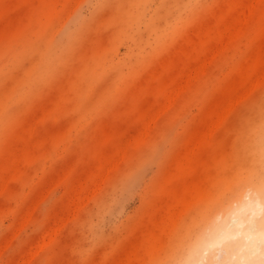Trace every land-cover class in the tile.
I'll use <instances>...</instances> for the list:
<instances>
[{
	"label": "rangeland",
	"instance_id": "374dc122",
	"mask_svg": "<svg viewBox=\"0 0 264 264\" xmlns=\"http://www.w3.org/2000/svg\"><path fill=\"white\" fill-rule=\"evenodd\" d=\"M244 1L0 0V264L188 255L264 129V0Z\"/></svg>",
	"mask_w": 264,
	"mask_h": 264
},
{
	"label": "bare ground",
	"instance_id": "6f19581e",
	"mask_svg": "<svg viewBox=\"0 0 264 264\" xmlns=\"http://www.w3.org/2000/svg\"><path fill=\"white\" fill-rule=\"evenodd\" d=\"M250 1L251 0H246L244 1L245 3L248 2L247 5H249L248 10L250 12ZM258 1V0H257ZM257 1L255 3H257ZM253 2V1H251ZM244 3V4H245ZM253 5V3L251 4ZM256 5V4H254ZM239 6V5H238ZM237 6V7H238ZM233 8V7H232ZM240 10L241 8L238 7ZM253 8V6H252ZM245 9V8H242ZM239 10V11H240ZM243 13L245 14V11L247 12V9L244 11L242 10ZM248 12V13H249ZM245 14L243 16L240 15L241 19L244 21L243 18H245V16L248 15ZM243 16V17H242ZM239 17V16H238ZM232 19V18H231ZM230 20V19H229ZM228 20V21H229ZM236 20V19H235ZM233 20V21H235ZM246 20V19H245ZM228 21H226L224 24L228 25V27L231 25L230 21L233 22L232 20L229 21V23H227ZM237 21V20H236ZM236 23V22H235ZM238 24V23H237ZM235 25V24H234ZM245 25V23H244ZM223 26V25H222ZM225 27V26H224ZM222 29V27L220 28ZM225 31L227 32V26L225 27ZM231 29V27H230ZM238 29V26H237ZM236 29V30H237ZM203 33V32H202ZM223 33V32H222ZM226 34V33H225ZM236 34V32H235ZM229 35V34H228ZM225 37V35H224ZM232 37V36H231ZM204 39V38H202ZM197 40V39H196ZM227 40H229L228 38L226 40H224L225 44L224 46L227 45ZM227 41V42H226ZM223 42V41H222ZM194 43V42H193ZM223 46V49H224ZM222 47V46H221ZM220 49V47L218 48V50ZM222 50V49H221ZM220 51V50H219ZM264 51V50H263ZM263 54V63H264V52ZM210 59V58H209ZM249 61V60H248ZM207 63V62H206ZM205 63V65H206ZM200 65V64H199ZM198 65V66H199ZM250 65V64H249ZM243 66V65H242ZM246 66V65H245ZM251 66V65H250ZM194 67V66H193ZM192 67V68H193ZM248 67V66H247ZM195 68V67H194ZM203 68V67H202ZM206 68V67H205ZM196 69V68H195ZM193 69V70H195ZM262 70V69H261ZM264 70V69H263ZM262 70V72H264ZM193 72V71H192ZM199 72V71H197ZM204 72V71H203ZM245 72V71H244ZM189 73V71H188ZM196 74V73H195ZM261 74V73H260ZM264 74V73H263ZM263 74H261L263 76ZM194 75V74H193ZM197 75V74H196ZM187 76V75H185ZM261 76V77H262ZM188 77V76H187ZM191 77V76H189ZM263 78V77H262ZM190 79V78H189ZM255 79V78H254ZM253 79V80H254ZM188 80V79H186ZM181 81L184 82V80L181 79ZM259 81V78L258 80ZM255 81V82H256ZM254 82V81H253ZM251 82V83H253ZM257 83V84H258ZM178 84V83H177ZM180 84V82H179ZM185 85V84H184ZM183 85V87H184ZM251 88H253L251 85L249 84ZM187 86V83H186ZM254 86V84H253ZM178 87V86H177ZM256 85L254 86L255 89ZM185 88V87H184ZM183 88V89H184ZM250 88V89H251ZM173 91H175V94H178L179 90L182 89V84H181V89L180 88H176L178 89V91L176 92V89L173 87L172 88ZM172 89H170L172 91ZM175 89V90H174ZM248 89V90H250ZM169 90V91H170ZM242 91V90H241ZM246 91V90H245ZM251 91V90H250ZM244 92V91H243ZM170 95H174L171 94L169 92ZM251 94V93H250ZM245 95V92L244 94ZM164 96V95H163ZM174 96H178V95H174ZM241 96V95H238ZM246 96H247V92H246ZM250 96V95H249ZM245 98V96L239 97V98ZM174 98V97H173ZM177 98V97H176ZM236 98H238L236 96ZM238 98V99H239ZM243 98V99H244ZM233 99V98H232ZM235 99V97H234ZM233 99V100H234ZM240 99V100H241ZM165 100V99H164ZM163 100V101H164ZM172 98H170L169 100H166V102H164L165 104L161 105V107L163 106L164 109L167 108L168 106L172 105ZM230 100L229 102L233 101ZM168 101H170L171 104L167 105L166 103H168ZM174 101V100H173ZM233 102H235L234 104H237L239 101L234 100ZM257 102V101H256ZM174 103V102H173ZM233 104V105H234ZM166 107H165V106ZM225 105H230V104H225ZM231 106V105H230ZM229 106V107H230ZM235 106V105H234ZM161 107L159 109H161ZM162 107V108H163ZM224 107V106H223ZM232 107V106H231ZM230 107V108H231ZM263 107V106H262ZM220 108V107H219ZM226 108V106H225ZM224 108V110H225ZM233 108V107H232ZM235 108V107H234ZM233 108V109H234ZM163 109V110H164ZM218 109V108H217ZM157 110V109H156ZM162 109L160 111H163ZM222 109V112L220 111V114L222 113V117L226 114H224V111ZM232 110V109H230ZM230 110H225L229 111L228 113H230ZM155 111V110H154ZM159 111V112H160ZM166 111V109L164 110ZM163 111V113H164ZM152 113V112H151ZM150 113V114H151ZM160 114V113H159ZM224 114V115H223ZM153 115V114H152ZM157 115V113H156ZM154 116V115H153ZM150 119V115L148 116ZM152 117V116H151ZM157 117L151 118V124L157 121ZM215 118H218L217 116ZM221 118V117H220ZM156 121H155V120ZM147 120V119H146ZM216 120V119H215ZM214 120V122H215ZM220 121L222 122V118L220 119ZM217 122V121H216ZM146 123V122H145ZM148 123V122H147ZM213 124V123H212ZM220 124V122H219ZM37 125V124H35ZM148 125V124H147ZM214 125V124H213ZM213 125H211V127H213ZM146 126V124H145ZM149 126V125H148ZM215 126H218L215 124ZM150 127V126H149ZM147 127V128H149ZM146 128V129H147ZM214 128V127H213ZM145 129V128H144ZM145 129V130H146ZM210 129V128H209ZM212 129H210L211 131ZM215 131V128L214 130ZM34 132H35V127H34ZM146 133V131H144ZM143 133V132H142ZM213 133V132H212ZM251 132H247V134H250ZM214 134V133H213ZM257 134V135H256ZM211 135V133H210ZM253 135L259 137L258 139H254L251 141V145L249 148V152H248V159H247V163L243 166H239L237 168H240L236 173L235 177H229L227 180H225L223 183H219L217 184L218 188H215L212 190V196L210 199V202L212 203L207 209H205V218H202L200 221H198L197 224H195V227L199 226L198 228H196L193 232V234L190 237V240L188 241L187 245H188V250L184 249V245H183V249L181 251L180 254H186L188 252V255L186 254V256H183L180 259V262H176L174 264H225V256L221 255L220 253H225L227 254L228 257H233L235 255V259H232L231 264H245V261L240 257L238 250L240 248L243 247V237L240 235L241 233L243 234H248L249 230H258L261 233H264V129H260L257 130L253 133ZM143 136V135H142ZM203 137V136H200ZM199 138V137H198ZM197 138V139H198ZM202 139V138H201ZM195 142V141H194ZM193 142V144H194ZM196 143V142H195ZM198 143V142H197ZM197 145V144H194ZM193 145V149L191 150L192 152H194V149L196 146ZM192 147V145H191ZM126 150V149H125ZM211 151V150H210ZM121 152V151H120ZM123 152H127L124 151ZM121 152V153H123ZM230 152V151H229ZM235 153V151H234ZM193 154V153H192ZM212 154V153H211ZM236 154V153H235ZM107 155V154H104ZM118 157V156H117ZM122 157V154H121ZM193 157V155H192ZM213 157V156H212ZM22 158V157H21ZM109 158V157H108ZM198 158V156H197ZM123 159V157H122ZM21 160V159H19ZM218 160V159H217ZM246 160V159H245ZM104 161V159H103ZM107 161V160H106ZM116 160H114L113 164L115 163ZM118 161V160H117ZM120 161V160H119ZM122 161V160H121ZM213 161V160H212ZM237 161V160H236ZM102 162V161H101ZM105 162V161H104ZM20 163V162H19ZM118 163V162H117ZM237 163V162H236ZM104 164V163H103ZM106 164V163H105ZM112 164V166H113ZM119 164V163H118ZM120 165V164H119ZM214 165V164H213ZM111 166V167H112ZM115 166V165H114ZM110 168V167H109ZM113 168V167H112ZM111 169V168H110ZM16 171V170H15ZM108 171V170H106ZM175 171V170H174ZM232 171V169H231ZM176 172V171H175ZM104 173V172H103ZM104 175V174H103ZM102 175V176H103ZM106 176V175H105ZM108 176V175H107ZM104 177V176H103ZM107 178V177H106ZM97 181V180H96ZM99 181V180H98ZM97 181V183H99ZM101 184V183H100ZM100 187V186H99ZM98 188V187H97ZM214 202V203H213ZM180 216V213L178 214L177 217ZM178 220V218H176ZM233 220H236L239 222L240 227H238L237 229H233V227L231 226V222ZM59 226V225H58ZM56 228V227H55ZM54 228V230H55ZM51 229V228H50ZM54 230H52L53 232H55ZM59 232V231H58ZM52 233V232H51ZM49 233L50 235H53ZM46 236V234H45ZM47 237V236H46ZM164 237V236H163ZM45 238V237H43ZM42 238V239H43ZM54 238V237H53ZM41 241V240H40ZM43 241V240H42ZM165 242V241H163ZM176 243V242H175ZM45 243H42L39 246L37 245L36 247H38L39 249L42 250V245H44ZM139 247V246H138ZM176 247V246H175ZM37 249V248H36ZM38 249V250H39ZM178 250V249H177ZM187 250V251H186ZM37 252V250H36ZM40 252V251H39ZM136 252H137V248H136ZM36 254V253H35ZM34 255V254H32ZM186 257V258H185ZM261 264H264V260H261Z\"/></svg>",
	"mask_w": 264,
	"mask_h": 264
},
{
	"label": "clouds",
	"instance_id": "9594fccd",
	"mask_svg": "<svg viewBox=\"0 0 264 264\" xmlns=\"http://www.w3.org/2000/svg\"><path fill=\"white\" fill-rule=\"evenodd\" d=\"M233 229L240 227L238 221L231 222ZM243 237V247L238 250L240 257L245 261V264H261L264 260V233L258 230H249L248 234H240ZM225 256V264H231L233 257H228L225 253H220Z\"/></svg>",
	"mask_w": 264,
	"mask_h": 264
}]
</instances>
